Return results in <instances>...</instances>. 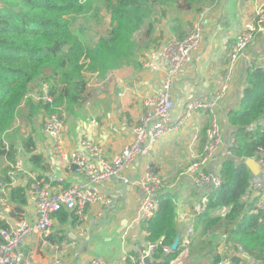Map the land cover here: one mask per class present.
<instances>
[{
	"label": "trees",
	"instance_id": "1",
	"mask_svg": "<svg viewBox=\"0 0 264 264\" xmlns=\"http://www.w3.org/2000/svg\"><path fill=\"white\" fill-rule=\"evenodd\" d=\"M215 1L0 0V163H13L17 155L18 144L10 142L6 146V137L18 114L34 122L55 106L75 112L87 91L86 73L96 72L103 77L111 70L134 64L152 45L159 46L161 37L155 36L158 22L165 20L176 32L174 24L182 22L181 16L199 13ZM101 11L107 12L109 26L99 35L94 32L87 45L73 33L69 17L91 15V19L99 21ZM36 81L48 83L52 104L25 97ZM241 82L237 105L226 114L227 126L235 136L232 157L222 161L221 184L210 190L206 208L195 218V233L188 247L193 264H214L220 259L217 236L204 237L209 230L226 233L234 250L240 247L256 262L264 263V211H253V204L242 199L251 174L241 161L253 157L258 147L264 146V64L246 65ZM19 144L28 153L33 168H37L38 177H43L47 163L34 152L35 139L29 134L21 137ZM0 170L1 175L6 169ZM26 189L17 186L10 190L9 199L15 205L10 215L15 218L23 217ZM159 197L157 211L141 226L145 241L161 243L153 253V261L169 264L178 250L164 254L162 246L171 245L179 234L175 196L164 191ZM55 215L62 224L74 216L65 208ZM5 226L6 222L0 220V228ZM61 233L62 236L47 235L46 239L61 245L67 239ZM139 250L130 253L138 255Z\"/></svg>",
	"mask_w": 264,
	"mask_h": 264
},
{
	"label": "built area",
	"instance_id": "2",
	"mask_svg": "<svg viewBox=\"0 0 264 264\" xmlns=\"http://www.w3.org/2000/svg\"><path fill=\"white\" fill-rule=\"evenodd\" d=\"M254 1L257 3V0ZM254 15V18L244 23L232 44L228 53L224 82L217 90L186 101L181 114L176 118L172 115L173 77L179 69L191 61L193 53L200 46L202 31L199 24L194 23L182 38L169 37L164 40L151 57L159 58L165 64L162 83L157 91L144 96L142 115L136 123L131 125V140L110 158L106 157L104 148L89 136L79 139L77 148L73 150H67L64 147L67 115L63 106H55L48 115L40 114L33 124L39 127L49 139L55 159L47 161L44 176L38 177L28 153L18 140L14 162L6 161V171L0 175V220L6 222V226L0 228V264H24L25 253L22 246L34 233L47 235L53 225V215L61 208H65L74 215L72 221L78 226L88 219L87 210L90 205L99 204L100 211L104 212L111 205V200L100 193V185L122 174L136 160H141L143 161L142 169L138 176L134 180L123 178L126 184H134L139 188L140 199L120 239L124 242L128 236H138L141 222L153 217L160 204L159 196L164 192L162 177L154 170L148 158L149 154L160 139L181 130L188 120L206 114L209 123L204 130L202 150L199 154L191 153L190 164L186 170L194 185L200 187L203 193L200 201L190 212L177 214L176 218L183 223L184 228L179 234L176 249L173 250L171 245L162 246L164 254L178 250V254L170 260L169 264L190 263L188 247L195 233V217L206 208L210 190L220 186L219 170L222 161L232 157L230 150L235 141L231 129L226 136L224 127L214 110L218 109L219 104L228 97V83L235 74L242 53L254 43L257 34L264 35V0L255 6ZM147 65L153 66V63L148 61ZM48 87V83L36 81L30 86L25 97L52 104L53 98L48 94ZM198 132L199 130L194 128L192 136L194 144L191 145L193 150L198 141ZM8 144L9 142H6V146ZM34 152L38 153L36 149ZM253 158L262 167V171L258 175L250 172L242 199L253 204V211H264V146L258 147ZM241 161L245 163L246 159ZM58 167L63 173L76 176V180L67 181L64 176L58 174ZM28 182L30 183L27 186ZM17 186L27 188V199L34 207L32 218L26 217V214H23L21 218L10 215L11 211H15V205L9 199V194L11 188ZM215 235L220 259L214 264H244V262L245 264H264L256 262L240 247L234 250L228 242L226 233L209 230L204 237L211 238ZM160 244V242L144 240L138 255L124 250L118 257L117 264H144L145 256L153 260V253ZM234 257L239 258V261L234 263ZM51 264H69V262L54 255ZM85 264L107 263L102 258L95 257L88 259Z\"/></svg>",
	"mask_w": 264,
	"mask_h": 264
},
{
	"label": "crops",
	"instance_id": "3",
	"mask_svg": "<svg viewBox=\"0 0 264 264\" xmlns=\"http://www.w3.org/2000/svg\"><path fill=\"white\" fill-rule=\"evenodd\" d=\"M260 2L262 0H257V3L254 0H217L205 6L199 13L181 16L182 22L174 24L178 27V34L165 20L156 24L155 36L161 37L159 42L167 36H183L194 23L199 24L202 31L200 46L193 53L191 61L173 77L171 98L174 102V118L181 114L186 101L213 92L224 82L232 44ZM158 47L152 45L136 58L134 64L111 70L103 77H99L96 72L86 73L87 91L84 100L78 104L75 112L66 111L67 132L64 147L67 150L77 148L78 140L89 136L104 148L106 157L110 158L131 140V125L142 115L144 96L157 91L164 78V62L156 57L151 58ZM148 61L152 62L153 66L147 65ZM252 63L264 64V35L258 34L254 43L242 53L235 74L228 83V97L218 106L219 120L226 136L230 130L226 114L237 105L245 66ZM208 123L206 114L194 118L181 130L160 139L148 156L154 170L166 178L167 183L163 190L174 193L176 217L180 212H190L203 193L200 187L194 185L186 170L190 164L191 153L199 154L202 150L204 130ZM194 128L199 132L193 150L191 145L194 144ZM32 131L30 135L35 139L38 153L45 158L46 163L54 160L49 139L35 125L32 126ZM41 136L43 142H40ZM142 162L136 160L122 174L100 185V193L111 200V205L104 212L100 211L99 204L90 205L87 210L88 219L80 226L72 220L62 224L56 215H53V225L47 235L62 236L63 231L67 239L57 245L49 242L47 235L32 234L22 246L25 253L24 264H51L52 258L45 251L38 252L37 247L60 248L64 243L67 252L71 253L68 261L63 255L57 256L69 264H85L88 259L95 257L102 258L107 264H117L118 257L124 250L137 251L144 241L142 226L138 236H128L124 242L120 239L140 199L139 188L134 184H126L123 178L134 180L142 169ZM35 171L37 172V168ZM57 172L69 182L76 180V176L63 173L60 167ZM23 211L28 218L34 216L33 204L28 199ZM176 223L181 234L184 225L177 218ZM90 227V240L86 241ZM238 260L237 258L235 262Z\"/></svg>",
	"mask_w": 264,
	"mask_h": 264
},
{
	"label": "rangeland",
	"instance_id": "4",
	"mask_svg": "<svg viewBox=\"0 0 264 264\" xmlns=\"http://www.w3.org/2000/svg\"><path fill=\"white\" fill-rule=\"evenodd\" d=\"M100 15H101V18L99 19V21L95 20V18L91 19V17H90L91 15H86V16L76 15V16L69 17V20L71 22V29H72L73 33H75L78 37H80L84 41V43H86L87 45L91 44V42L94 38V32H95V34L99 35V34H101L99 31H103L109 26L110 21H109V17H108L107 12L101 11ZM254 17H255V15L253 13L251 15V18H254ZM95 30H98V31H95ZM141 32H143V31H141ZM185 33H184V35H185ZM183 36H180V37L171 36L170 38H182ZM167 39H169L168 36L160 41V45L164 42V40H167ZM248 48H246V49H248ZM22 111H24V110L22 109ZM214 111H215L217 118H219L220 117L219 111L217 109H215ZM188 122L191 123L192 120H188ZM32 126H34L33 122H27L26 120H24L21 117L20 114H18V116H16V118H15V122L13 124V127L7 133V137H6L7 142H9V143L11 142V143L17 145L18 140L21 137L28 136L30 133L33 132ZM40 142H43L42 136L40 137ZM156 144H155V146H156ZM4 166H5L4 162L0 163V169H2ZM162 182H163L164 186L167 183L166 178H164L163 176H162ZM37 251L38 252L45 251L50 256V258H52L53 255H63V257H65L67 261H68V257L71 255V253L67 252V247L65 246V243L60 248L51 247V248L47 249L46 247H43V248L37 247Z\"/></svg>",
	"mask_w": 264,
	"mask_h": 264
},
{
	"label": "water",
	"instance_id": "5",
	"mask_svg": "<svg viewBox=\"0 0 264 264\" xmlns=\"http://www.w3.org/2000/svg\"><path fill=\"white\" fill-rule=\"evenodd\" d=\"M245 164L253 175H258L262 171V167L255 161V159L253 157L247 158L245 161ZM90 229H91V227L88 230L89 237L87 238L86 241L90 240ZM178 241H179V235L176 236L173 243L171 244V248L173 250L176 249V247L178 245ZM143 261H144V264H160L157 261L151 260L150 257H148V256H145Z\"/></svg>",
	"mask_w": 264,
	"mask_h": 264
}]
</instances>
